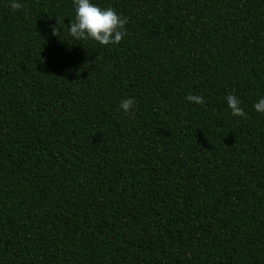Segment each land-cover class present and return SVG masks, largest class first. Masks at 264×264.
Listing matches in <instances>:
<instances>
[{"label":"trees","instance_id":"1","mask_svg":"<svg viewBox=\"0 0 264 264\" xmlns=\"http://www.w3.org/2000/svg\"><path fill=\"white\" fill-rule=\"evenodd\" d=\"M92 2L0 0V264H264V0Z\"/></svg>","mask_w":264,"mask_h":264},{"label":"clouds","instance_id":"2","mask_svg":"<svg viewBox=\"0 0 264 264\" xmlns=\"http://www.w3.org/2000/svg\"><path fill=\"white\" fill-rule=\"evenodd\" d=\"M7 6L10 11H16L22 7V3L21 0H7ZM73 8L74 20L69 22L67 27L68 35L72 39L77 41L92 40L99 45H115L126 35L127 17L117 14L113 8H101L92 0H73ZM55 28L52 27V34ZM223 99L230 115L243 119L247 118L248 113L245 112L241 99L237 95L229 92ZM185 100L200 105L204 103L203 96L191 93L186 94ZM134 104V98H122L118 109L124 114L131 115L130 110H134ZM252 110L264 114V95L256 99L252 105Z\"/></svg>","mask_w":264,"mask_h":264}]
</instances>
